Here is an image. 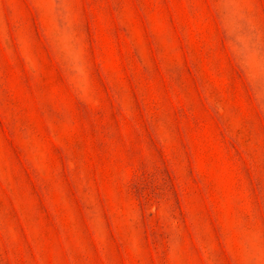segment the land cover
<instances>
[{"label": "rangeland", "instance_id": "1", "mask_svg": "<svg viewBox=\"0 0 264 264\" xmlns=\"http://www.w3.org/2000/svg\"><path fill=\"white\" fill-rule=\"evenodd\" d=\"M0 264H264V0H0Z\"/></svg>", "mask_w": 264, "mask_h": 264}]
</instances>
